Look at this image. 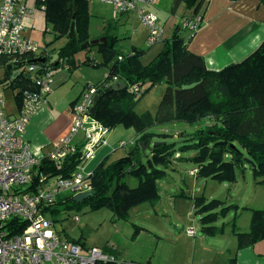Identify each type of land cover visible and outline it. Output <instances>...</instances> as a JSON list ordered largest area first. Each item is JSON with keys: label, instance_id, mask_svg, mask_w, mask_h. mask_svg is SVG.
<instances>
[{"label": "trees", "instance_id": "16d2710c", "mask_svg": "<svg viewBox=\"0 0 264 264\" xmlns=\"http://www.w3.org/2000/svg\"><path fill=\"white\" fill-rule=\"evenodd\" d=\"M260 2L264 4V0ZM89 3L88 0H45L44 17L53 25V42L65 38L63 44L53 47V52H58L55 71L64 67L73 70L83 64L107 66L109 72L105 80L93 85L101 97L91 116L108 131L122 125L134 128L136 135L132 143L122 145H130L125 155L115 160L106 156L93 168L91 186L96 194L81 202L75 201L73 194L65 195L47 207L51 215L61 208H81L87 204L91 210L108 207L116 220H129L132 208L148 202L154 204L160 199L159 182L166 176L167 168L175 159H184L182 153L189 150L196 151L187 160L196 163L194 169L198 176L235 183L250 167L254 180L264 186V40L243 60L213 70L207 68L203 56L189 50L188 41L192 35L184 36L182 30L186 29L177 27L172 37L163 41V47L155 57L144 64L141 58L145 49L133 47L128 54H121L116 49L119 38L112 31L117 26L116 20L107 22L104 41L82 47L89 41ZM203 3L204 0H173L170 12L176 14L185 4L191 14H196L203 8ZM72 25L74 36L70 38ZM92 48L101 55L100 61L89 54ZM82 51L86 56L77 61L76 55ZM120 55H123L121 60ZM23 79L21 75L13 80V86H20L21 91L33 88ZM120 80L125 82V88L105 91ZM162 82L166 88L156 112L137 113L135 106L140 97ZM193 82L198 84L193 88H182ZM132 85L142 86V92L136 94ZM17 97L19 101L20 93ZM175 122L186 123L195 129L193 132L185 129L179 145L177 141L169 140V133L155 131L158 126ZM155 142L157 144L153 145ZM80 157L81 147H78L61 161L43 157L36 169L39 175L69 177L79 165ZM128 176L137 180L136 186H130ZM194 206L195 212L201 214V230L206 235L222 232L224 227L215 222L238 208L236 204H226L217 198L208 200L204 195L194 198ZM244 208L251 211L248 231H240L237 227L239 212H235L232 219L238 249L252 247L264 239V208ZM19 228L12 233L19 232ZM142 229L135 225L133 236ZM71 240L86 246L81 239ZM103 249L115 260L101 264L138 262L124 263L111 247L106 245ZM234 263L235 259H232L231 264Z\"/></svg>", "mask_w": 264, "mask_h": 264}, {"label": "built area", "instance_id": "2783aa9c", "mask_svg": "<svg viewBox=\"0 0 264 264\" xmlns=\"http://www.w3.org/2000/svg\"><path fill=\"white\" fill-rule=\"evenodd\" d=\"M97 1L112 4L118 14L134 13L148 30V46L165 40V26L152 10L155 0ZM44 2L0 0V70L6 75L7 84L22 75L33 85L22 91L18 86L20 90L15 93L16 101L9 112L5 111L4 89L0 90V264H101L114 261L115 257L103 248L82 246L71 240L56 227L47 209L57 203L64 192L75 196L92 190L93 170L85 174L83 167L104 143L108 131L90 113L97 87L90 85L83 90L73 104L70 133L47 155L51 160L61 161L81 147L80 163L71 176L39 175L36 167L40 159L32 153L26 138L32 117L48 102L56 72L53 49L33 40L26 24L35 11L44 12ZM202 22V14H191L184 17L178 27L193 33ZM41 57L45 58L44 62H32ZM122 58L120 55L119 59ZM8 65L11 70L7 69ZM131 88L136 94L143 90L139 85ZM79 133H82L81 137L74 142ZM196 170L192 169L191 173ZM74 218L79 220L78 215ZM18 227L20 231L12 233ZM188 232L194 234V229L189 228Z\"/></svg>", "mask_w": 264, "mask_h": 264}, {"label": "rangeland", "instance_id": "374dc122", "mask_svg": "<svg viewBox=\"0 0 264 264\" xmlns=\"http://www.w3.org/2000/svg\"><path fill=\"white\" fill-rule=\"evenodd\" d=\"M92 4L97 7L103 16L109 18L108 20H112L118 15L112 4L97 0H93ZM161 6H164V3ZM159 10L162 20L166 19L167 13L164 12V9ZM184 11L185 8L183 7L176 17L180 20V24L184 17L191 15V10ZM31 18L27 20L26 24L31 31L32 39L41 44L40 46L49 45L53 49V47L63 44L65 38L53 42V25L45 20L44 12L37 10ZM133 20L134 22H132ZM169 20L171 22L172 18ZM92 22V26L97 22L101 23L97 27L103 24V20L100 21L98 18L93 19ZM132 23L133 26H136V29L129 37L127 34L131 33L129 29ZM167 24L170 25L169 22ZM120 26L118 33L121 38L116 43V49L123 54H128L133 44H136L137 47L145 49L141 60L144 64H147L162 49L163 41L152 46L147 45L145 41L147 28L135 19L131 18L129 21H123ZM94 28L95 26L91 29L92 34L96 33ZM185 32H187V36L192 33L190 30H182V33ZM84 53L85 51L78 53L76 60L79 61L80 58H83ZM64 70L66 68L55 72L54 81L59 79V73L64 72ZM72 72L76 77L72 81L67 80L60 85H54L51 93H49V100L56 110H59L60 115L63 114L65 109H69L73 121V104L75 102L72 103L71 100L77 97L74 100L77 101L85 88L105 80L109 69L107 66L94 67L90 64H84L79 68H74ZM68 73L71 74V72ZM0 80V90L4 89V94L7 97L5 111L9 112L8 110L13 108L15 104V93L20 88L11 85L10 82L7 84L8 80L2 70H0ZM165 88L166 84L162 82L146 91L137 101L135 111L137 113L145 111L155 113ZM185 129H188L187 132L195 130L194 126L190 127L186 123L175 122L158 126L155 131L169 133V137H171L169 140L177 141V145H179L180 139L185 136V132H183ZM70 130L66 135L70 133ZM81 135L82 133H79L74 142ZM135 135L134 128H126L122 125L107 131L104 143L87 159L83 172L85 174L90 173L106 156L109 160H115L125 155L130 145L122 147V143H129L135 138ZM147 152L149 153L148 149ZM195 153L194 150L185 151L182 153L184 159L177 158L172 162L171 166L167 168L166 176L159 182L160 199L154 204L148 202L132 208L129 220H116L113 212L108 207L91 210L87 204L82 205L81 208H61L51 218L55 220L56 227L59 230L75 240H84L88 246L103 248L107 245L111 247L117 252L120 261L124 263L132 260L146 262L148 259H151V262H156L158 256L161 259L167 257L170 260H174V258L187 260L188 262L194 260L197 263L201 260L199 257L203 258L199 246L203 247L208 244L211 247V244L219 242L221 246L232 248L237 241L232 230V219L235 217V212H239L237 217L239 230L248 231L251 211L245 209L244 206L256 209L264 208V191L258 194L253 192L254 187L257 188V182L254 180L250 167L246 168L244 176H241L242 178L240 177L235 183L198 176L196 175L197 171L191 173L197 165L192 160H187V157L193 156ZM127 181L132 187L137 185V180L132 176H128ZM260 185L264 189V186ZM71 194V192H64L62 195ZM200 195H204L208 200L217 198L225 201L226 204L239 205L236 211L232 209L215 222L217 226L224 227L223 231L216 235H206L201 230V214L195 212L196 208L194 206V198ZM76 214L79 220L74 218ZM135 225L142 226L143 229L136 236H133ZM189 228L194 229V234L188 232ZM223 234L225 236H222ZM226 255L233 256V252H226Z\"/></svg>", "mask_w": 264, "mask_h": 264}, {"label": "crops", "instance_id": "0c3cea01", "mask_svg": "<svg viewBox=\"0 0 264 264\" xmlns=\"http://www.w3.org/2000/svg\"><path fill=\"white\" fill-rule=\"evenodd\" d=\"M172 1L173 0H155L152 6V10L158 14L161 22L165 26V39L172 37L174 31L180 24V20L176 18L179 10L183 9V7L185 8V4L181 5L178 12L172 14L170 12ZM89 2L90 41L103 38L106 33V24L111 20L103 16L98 11L97 7L92 4V1ZM163 3L164 6H161ZM159 9H164V12L167 13L166 19L162 20ZM187 11L188 10L185 8L184 12ZM198 13L202 14V24L188 36L187 32H185L184 36L189 37L192 35L188 41V48L190 51L203 56L205 64L209 69L218 70L230 63L243 60L257 49L264 40V4H262L260 0H204L203 8ZM95 18L100 19V21L102 19L103 24L99 27H97V25L101 24L99 22L93 25L95 26L94 29H96V33L92 34V21ZM131 18L139 23L134 13L118 14L116 18L112 19V21H117V26L112 29V31L117 34L119 40L121 38L118 33L121 28L120 24L123 21H129ZM170 18H172L171 22L169 20ZM132 22H134V20ZM168 22L170 25L167 24ZM133 25L132 23L131 27L133 28L130 27L129 29L131 33L127 34L129 37L136 29V26ZM133 47H137L136 44H133L131 51ZM95 51L96 49L94 48L89 54L94 56L97 61H100L101 55ZM120 53L123 54L122 52ZM85 56L86 54L84 53V57L80 58L79 61L83 60ZM64 68H66V70L59 73V79L54 81V85H60L67 80L72 81V79L76 77L72 72L73 70L67 67ZM60 70H63V68ZM58 71L59 70L56 72ZM68 72H71V74ZM76 98H73L71 102ZM71 125V111L65 109L63 114L60 115L59 110H56L55 106L49 100L48 95V102L32 117L26 131V138L28 139L32 153L38 159L47 156L66 136ZM242 176H244V174ZM263 191L264 189L258 183L257 188L254 187L253 189L255 194ZM222 236H225V234ZM205 239L206 237L204 240ZM82 241L84 242V240ZM85 245L88 246L86 243ZM199 250L203 258L199 257L201 260L197 263L194 262V260L188 262L187 260L175 258L174 260H170V258L167 257L161 259L160 256H158L156 262H136V264H231L232 259H235L234 264H264V239L255 243L252 247L242 249L237 248L236 241V244H234L232 248L221 246L219 242H216L211 244V247L208 244L203 247L199 246ZM226 252H233V256H227Z\"/></svg>", "mask_w": 264, "mask_h": 264}, {"label": "water", "instance_id": "95a60500", "mask_svg": "<svg viewBox=\"0 0 264 264\" xmlns=\"http://www.w3.org/2000/svg\"><path fill=\"white\" fill-rule=\"evenodd\" d=\"M68 36L70 38H72L74 36V25L71 26ZM104 40H105L104 37L103 38H100V39L90 40V41H87L86 43H84L82 45V47L85 48L90 43L91 44H94V43H98V42H101V41H104ZM57 57H58V52L53 54L52 60L57 59ZM36 61L44 62L45 61V58L44 57H41V58H38L36 60H33L32 62H36ZM7 69L8 70H11V65H8L7 66ZM197 84H198V82H193V83H190V84H185V85L182 86V88L183 89L193 88ZM125 86H126L125 82L123 80H120V81L114 83L112 86L106 87L105 91L108 92V91H111V90H121V89L125 88ZM100 97H101V94L100 93H97L94 96V99H93V107L90 110V113L91 114H94L95 113V111H96V104H97L98 100L100 99ZM156 144H157V142H155L153 145H156ZM148 145H150V144H148ZM143 149H145V146L144 145H143ZM94 194H96V191L95 190H90V191H87V192H84V193H80V194L75 195L74 196V200L75 201H78V202H81L85 198H88L90 196H93Z\"/></svg>", "mask_w": 264, "mask_h": 264}, {"label": "bare ground", "instance_id": "6f19581e", "mask_svg": "<svg viewBox=\"0 0 264 264\" xmlns=\"http://www.w3.org/2000/svg\"><path fill=\"white\" fill-rule=\"evenodd\" d=\"M40 45H41V44H40ZM19 77H20V76H19ZM22 77H23V76H22ZM4 79H5V78H4ZM0 81H1V80H0ZM3 82H4V81H3ZM13 82H14V81H13ZM13 82H12V83H13ZM108 82H109V81H108ZM1 83H2V82H1ZM6 83H7V82H6ZM11 85H12V84H11ZM17 98H18V97H17ZM15 101H16V99H15ZM18 102H19V101H18Z\"/></svg>", "mask_w": 264, "mask_h": 264}]
</instances>
